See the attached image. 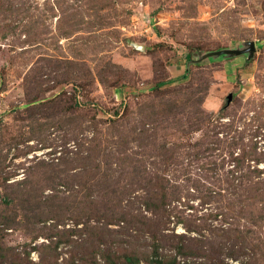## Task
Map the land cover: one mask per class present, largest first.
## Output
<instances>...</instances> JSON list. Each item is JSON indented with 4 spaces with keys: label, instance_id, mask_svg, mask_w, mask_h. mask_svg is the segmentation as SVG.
I'll use <instances>...</instances> for the list:
<instances>
[{
    "label": "rangeland",
    "instance_id": "obj_1",
    "mask_svg": "<svg viewBox=\"0 0 264 264\" xmlns=\"http://www.w3.org/2000/svg\"><path fill=\"white\" fill-rule=\"evenodd\" d=\"M155 245L264 264V0H0V264Z\"/></svg>",
    "mask_w": 264,
    "mask_h": 264
},
{
    "label": "trees",
    "instance_id": "obj_2",
    "mask_svg": "<svg viewBox=\"0 0 264 264\" xmlns=\"http://www.w3.org/2000/svg\"><path fill=\"white\" fill-rule=\"evenodd\" d=\"M19 261H22V259H20ZM125 261L127 262V264L139 263V260L135 257H126ZM151 264H178V261L176 257H169L167 254H165L161 249V245H155L152 249Z\"/></svg>",
    "mask_w": 264,
    "mask_h": 264
},
{
    "label": "water",
    "instance_id": "obj_3",
    "mask_svg": "<svg viewBox=\"0 0 264 264\" xmlns=\"http://www.w3.org/2000/svg\"><path fill=\"white\" fill-rule=\"evenodd\" d=\"M224 54H228L229 56L231 55V56H233V55H235V56H237V55H239V54H242V52H240V51H228V52H223ZM223 53H221V54H223ZM230 101L232 100V97H230V99H229Z\"/></svg>",
    "mask_w": 264,
    "mask_h": 264
}]
</instances>
